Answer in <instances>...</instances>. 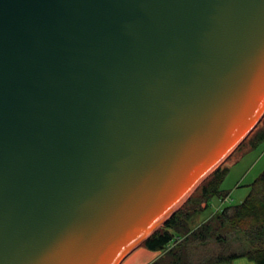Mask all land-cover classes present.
I'll list each match as a JSON object with an SVG mask.
<instances>
[{"label":"water","instance_id":"1","mask_svg":"<svg viewBox=\"0 0 264 264\" xmlns=\"http://www.w3.org/2000/svg\"><path fill=\"white\" fill-rule=\"evenodd\" d=\"M264 116V0H0V264H120Z\"/></svg>","mask_w":264,"mask_h":264},{"label":"trees","instance_id":"2","mask_svg":"<svg viewBox=\"0 0 264 264\" xmlns=\"http://www.w3.org/2000/svg\"><path fill=\"white\" fill-rule=\"evenodd\" d=\"M260 123L250 141L253 147L264 141V117ZM227 172L226 167L217 168L140 245L162 252L150 264H227L240 258L264 264V170L249 185L240 204L222 208L201 224L190 226L192 216L204 211L212 198L223 200L227 196L220 190ZM199 190L201 195L196 196Z\"/></svg>","mask_w":264,"mask_h":264},{"label":"rangeland","instance_id":"3","mask_svg":"<svg viewBox=\"0 0 264 264\" xmlns=\"http://www.w3.org/2000/svg\"><path fill=\"white\" fill-rule=\"evenodd\" d=\"M261 126L262 124L259 122L245 138L244 142L235 149L233 155L231 154L232 156L219 166L228 169L227 175L220 185V190L227 193V196L223 200L216 197L212 198L206 210L192 216L189 220L190 226L193 227L201 224L207 216L214 214L222 208L240 204L247 196L249 185L264 170V141L255 147L250 142ZM199 195H201V190L196 193V196Z\"/></svg>","mask_w":264,"mask_h":264},{"label":"crops","instance_id":"4","mask_svg":"<svg viewBox=\"0 0 264 264\" xmlns=\"http://www.w3.org/2000/svg\"><path fill=\"white\" fill-rule=\"evenodd\" d=\"M233 152H235V150ZM233 152L231 153L232 155ZM231 154L227 157L226 160H228L232 156ZM208 205L206 209L208 208ZM212 215L213 214L207 216L204 221H206ZM161 255H162L161 251H150L143 246H138L120 264H150L154 262L156 259H158ZM227 264H253V263L245 258H240L233 260L232 262Z\"/></svg>","mask_w":264,"mask_h":264}]
</instances>
